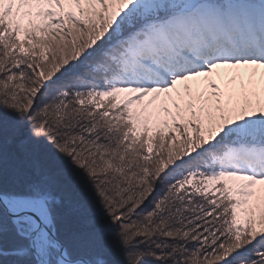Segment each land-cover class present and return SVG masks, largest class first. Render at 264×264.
<instances>
[{"label": "snow or ice", "instance_id": "1", "mask_svg": "<svg viewBox=\"0 0 264 264\" xmlns=\"http://www.w3.org/2000/svg\"><path fill=\"white\" fill-rule=\"evenodd\" d=\"M3 264H264V0H0Z\"/></svg>", "mask_w": 264, "mask_h": 264}, {"label": "trees", "instance_id": "2", "mask_svg": "<svg viewBox=\"0 0 264 264\" xmlns=\"http://www.w3.org/2000/svg\"><path fill=\"white\" fill-rule=\"evenodd\" d=\"M0 264H3V262H2V261H0Z\"/></svg>", "mask_w": 264, "mask_h": 264}]
</instances>
